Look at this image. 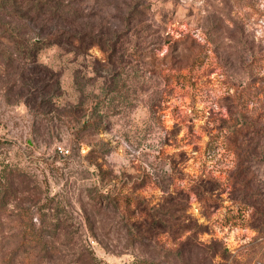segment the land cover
I'll return each instance as SVG.
<instances>
[{"label": "rangeland", "instance_id": "rangeland-1", "mask_svg": "<svg viewBox=\"0 0 264 264\" xmlns=\"http://www.w3.org/2000/svg\"><path fill=\"white\" fill-rule=\"evenodd\" d=\"M32 1L59 16L0 59V264L24 223L36 264H264V0Z\"/></svg>", "mask_w": 264, "mask_h": 264}, {"label": "trees", "instance_id": "trees-1", "mask_svg": "<svg viewBox=\"0 0 264 264\" xmlns=\"http://www.w3.org/2000/svg\"><path fill=\"white\" fill-rule=\"evenodd\" d=\"M6 6H8V8L10 7V10H12V12L9 13L11 23L7 24H14V26L11 27L9 25H6L0 19V59L9 68H17L16 64H19L20 66H24V70L25 67L36 64L38 50H40L41 46L45 41L44 39L35 37H22L23 34H21V31L19 30L18 26H22L20 29H22L23 27L25 28L26 26L29 28V30H31L30 28H34V26L37 27L42 24L45 25L47 23H49L50 25V22L53 19L57 20V17L59 16V11H55L51 4L37 3L32 0H28V5L24 7L25 9L23 13L19 9V6L17 5L16 1H13V3L8 4V2L2 0L0 2V9L6 10ZM61 18L62 17H60L59 19L61 20ZM56 26L58 27V25ZM2 28H4L5 31H1ZM59 31L60 30L58 29L57 32ZM37 74L38 73L34 69L27 68V71H22L21 78L29 80L31 84H34L33 86L30 85V88L35 89V91L37 90L42 94H45V92H49L47 91L44 84L45 78L41 77L37 78L36 80V77H33ZM38 79L42 80L41 87H35L36 84L40 82ZM57 84L58 82L56 81V85ZM227 148H232V152L234 150V147L231 143H227ZM2 176L6 180H9L11 177L8 174H3ZM4 179H0L1 187H5L6 185L3 182ZM2 194L3 195L0 198L1 227H3L5 224V222H3V219L6 218V208L11 198V195H9L10 193L7 189L3 191ZM21 226L25 227V229H23V231L19 234V242L17 241L18 250L21 252L20 256H22L21 262L23 264H36L37 260L39 259V257H41L42 253L46 255L48 252H50L48 247H50L51 245L44 235V231L46 229L41 227V230L39 231L36 228L34 229L32 226H29L27 223H24V225ZM52 228L55 229V225Z\"/></svg>", "mask_w": 264, "mask_h": 264}, {"label": "built area", "instance_id": "built-area-1", "mask_svg": "<svg viewBox=\"0 0 264 264\" xmlns=\"http://www.w3.org/2000/svg\"><path fill=\"white\" fill-rule=\"evenodd\" d=\"M63 152V150H61Z\"/></svg>", "mask_w": 264, "mask_h": 264}]
</instances>
